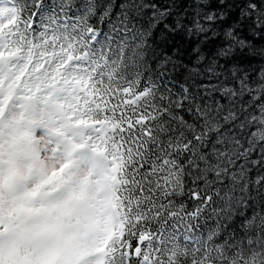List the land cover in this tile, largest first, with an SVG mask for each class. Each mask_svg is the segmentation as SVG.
I'll return each mask as SVG.
<instances>
[{
	"label": "trees",
	"instance_id": "16d2710c",
	"mask_svg": "<svg viewBox=\"0 0 264 264\" xmlns=\"http://www.w3.org/2000/svg\"><path fill=\"white\" fill-rule=\"evenodd\" d=\"M15 2L16 8L24 7V0ZM2 7L11 10L9 16L12 23L6 22L10 26L5 29L11 32L20 55L30 45L36 46L35 58L22 76V84L29 90L30 97L34 95L33 100L40 103L37 100L39 94L50 87L53 81L69 82L70 85L74 82L64 71L66 68L63 65L68 62H71L68 69L74 68L83 74L78 83L89 86L94 94L88 100L81 98L80 104L84 103V111L76 114L69 110L68 98L59 97L57 103L63 105V113L72 122H83L91 114V123L97 124V131L105 129L93 147L114 166L111 176L112 202L117 227L107 241L104 264H110L114 255L115 264H121L120 249L127 250L129 242L133 240L141 242L138 256L143 258L145 255L147 263L144 264H210L204 249L212 236L205 223L215 224L216 214L226 205L222 198L212 192L213 187L221 193H234L231 197L234 202L246 201V207L235 218L225 217L233 225L230 230L220 225L214 229L216 242L231 240L233 232L239 238L244 235L240 231L244 219L255 214L264 216V139L256 136L258 132L264 136V128L260 123L253 122L260 121L264 110V0H43L39 9L28 7L23 15L15 11L13 3L11 7ZM33 12L36 13L38 27L29 29L28 13ZM131 15L136 17L134 27L128 22ZM209 17L214 18L211 23L207 22ZM57 20L67 21L60 26L70 29L51 26L46 34L41 35L39 26L56 23ZM201 24L214 36L231 31L242 41L230 57L233 63L229 65V75L221 76L220 79L226 80L229 76L235 79L239 74L249 85V91L238 92L232 100H222L227 106L226 110L234 111L238 116L232 134L249 153L245 158V174L235 186L230 182H226L227 186L216 184L207 172L204 173L206 179L196 182L197 174L185 162L189 154L174 153L176 166L184 165L181 170V190L176 188L175 194L167 199L161 193L163 206L157 203L148 210L139 198L129 199L127 165L131 158L123 156L122 149L117 151L115 146L101 143L105 134L110 135L119 126L117 121L111 119L108 95L118 84L131 82L140 87L154 84L160 93L170 96L173 101L172 114L175 119L167 121L173 128L170 135L175 139L183 133L190 139L188 128H201L203 125L196 113L190 112L193 105L214 107L221 95L214 91L219 84L207 83L215 77L204 74L199 67L202 60H192L193 53L189 51V41L200 39L199 36L193 37L192 33ZM88 29L93 30L94 42L87 43L84 39ZM59 42L64 44L67 54L61 61L60 69H50L51 61H55L53 49ZM211 47L209 44L208 49ZM202 56H209V51L205 50ZM211 56H215V53H211ZM190 60L192 62L188 63ZM165 68L166 71L163 70ZM58 70L61 71L54 75ZM54 76L59 78L56 80ZM199 81L206 83L200 84ZM180 99H184V107L182 112H177L175 103ZM11 112L12 109L8 110V117ZM180 117H183V122H180ZM86 135L82 143L90 146L93 135ZM215 137L216 133H211L207 141L209 149L213 147ZM168 142V135L163 136L161 155L167 151ZM234 150L235 146L229 148L230 152ZM194 151L199 155L201 148L197 146ZM176 183L178 179L174 174L169 189H173ZM245 183L247 190L242 192L240 189ZM193 192H198L200 198L193 199ZM205 193L211 197V203L202 200ZM202 203L207 204V207H201ZM197 207H201L202 211L200 230L188 239L185 235L175 238L173 233L177 225L182 233L189 221L194 228L196 221L185 213ZM156 248L160 251L156 252ZM217 252L219 249L213 254ZM123 255L126 261L129 252L125 251ZM228 264H264V256L260 250L250 252L245 247L243 254L238 253Z\"/></svg>",
	"mask_w": 264,
	"mask_h": 264
},
{
	"label": "snow or ice",
	"instance_id": "6c2138e0",
	"mask_svg": "<svg viewBox=\"0 0 264 264\" xmlns=\"http://www.w3.org/2000/svg\"><path fill=\"white\" fill-rule=\"evenodd\" d=\"M6 0H0V4L5 3ZM13 3V8L16 12L21 13L32 7L39 9L43 0H24L23 8H16L15 0H8ZM255 7L254 5L252 6ZM15 14V13H14ZM6 16L0 19V23L10 19ZM212 17L208 18V23H211ZM136 17L131 15L129 23L134 27ZM67 21H59L56 23H46L39 26L41 35L46 34L51 26L60 27L63 29H70L69 27L60 26ZM27 27L29 29L37 28L36 13H28ZM79 34L78 32H74ZM93 30L88 29L84 34V39L87 43L94 42L92 40ZM193 37L199 36L200 39H191L189 41V51L193 53L192 60L200 59L202 63L199 65L204 74L215 77L214 80L207 81L209 84H219L214 91L221 95L217 98L214 107L206 106L201 108L198 105H193L190 110L194 111L196 115L203 121L201 128L191 126L188 131L191 132L190 139H187L183 133L172 138L170 135L173 128L168 124V120H174L172 114L173 101L170 96L160 93L154 84L147 87H140L131 82L126 84H118L108 95L107 103L111 105V119L118 122V127L111 132L110 135L105 134L101 143H108L115 146L118 151L123 150L122 155L131 158V162L127 165V179L129 180L128 191L129 199L139 198L147 206L148 210L157 203L161 206L168 196L175 194V189L181 190L183 183L182 168L176 166L174 153L181 152L189 154L186 163L190 164L193 173H196V182H200L206 177L204 173H210L214 178L216 184L227 186L226 182H230L235 186L237 182L243 180L245 174V158L249 156L248 150L240 143V141L233 136L235 131V122L238 119L237 113L231 110H226L227 106L222 102L223 99L232 100L238 92L249 91V85L238 74L235 79L229 76V79L221 80V76L229 75V65L233 63L230 59L232 54L240 46V41L234 32H226L220 36H214L204 24L194 29ZM211 37V39H210ZM203 41V43H202ZM211 44V49L208 45ZM208 50L209 56H202V53ZM215 56H211V53ZM211 57V58H209ZM192 61H188L191 63ZM243 62V61H241ZM71 63V62H70ZM67 67L68 65H63ZM166 71L167 69H163ZM205 70H207L205 72ZM93 79H95L93 77ZM237 81L239 83L237 84ZM200 84L206 81H199ZM177 112H182L184 107V99H180L175 103ZM87 115V113H85ZM106 117L108 112H105ZM180 122H183V117H180ZM264 114H261L260 121L253 120L254 123H260L264 128ZM95 131V129H93ZM105 129L101 128L100 132L93 136L95 140L100 133H104ZM215 132L216 137L213 142V147L209 149L207 141L211 133ZM168 135V149L162 152V137ZM199 146L201 151L199 155L194 149ZM235 146L234 151H229V148ZM119 154V153H118ZM68 165H62L61 170ZM203 166V167H202ZM177 176L178 183L173 189H169V182L173 175ZM242 192L247 190V184H243L240 189ZM212 192L222 198L225 202V208L221 209L220 213L216 214V223H205L209 235L212 239L208 241V245L204 251L207 253V259L210 264H228L229 260L234 259L235 256L243 254V249L247 247L250 252L260 250V254L264 256V216L255 214L248 217L240 224V231L244 234L239 238L235 233H232V239H221L219 242L215 240V231L217 225L224 227L225 230H230L233 225L228 222L225 217L232 216L235 218L236 214L246 207V201H233L231 197L235 194L230 192L217 191L213 187ZM193 199H199L198 192L192 193ZM72 199V194L69 193L67 199L57 201L49 204H41L40 208L36 209L35 222L25 228H22L20 223H14L9 215H5L3 210H0V247L4 246L5 239H8L9 247L23 249V256L16 258V264H26L24 257L29 259L35 258L39 253L35 246V240L42 233L47 232L51 237L52 243H58L59 237L56 235L53 224L60 219V212L64 204ZM203 201L211 203V197L205 193L202 198ZM171 203V201H168ZM206 208L207 204L202 206ZM201 207L194 208L191 212H186L185 215L195 220V226L189 221L185 231H180L179 225L173 233L175 238L180 235L194 236L200 230L202 211ZM227 209V211H225ZM167 224V221H165ZM163 231V230H162ZM7 234V237L5 236ZM204 235L202 234L201 241ZM159 242V241H158ZM237 244L239 248H237ZM141 247V242L133 240L129 242V248L125 250L120 249L121 264H144L143 259L135 255L134 249ZM216 249H219L215 255ZM128 251L129 256L125 261L124 252ZM156 252L160 249L156 248ZM115 255L112 257L110 264H115ZM0 264H6L3 258H0ZM85 264H90L86 261Z\"/></svg>",
	"mask_w": 264,
	"mask_h": 264
},
{
	"label": "rangeland",
	"instance_id": "374dc122",
	"mask_svg": "<svg viewBox=\"0 0 264 264\" xmlns=\"http://www.w3.org/2000/svg\"><path fill=\"white\" fill-rule=\"evenodd\" d=\"M7 1L0 4V19L11 14L2 7L9 5ZM6 22L11 24L12 18L0 23V210L25 228L35 222V210L41 204L65 200L71 193L72 199L53 224L59 242L52 243L49 234L42 233L34 242L39 254L33 259L24 257L26 264H104L107 241L117 227L112 207L114 166L93 147L100 136L90 146L82 143L86 134L96 136L99 132L97 124L91 123L93 116L72 122L57 103L59 97L68 98L69 110L76 114L84 111L81 98L88 100L94 94L89 86L78 83L83 74L68 69V62L64 71L74 82L70 85L54 76L57 81L39 94L40 103L33 100L22 76L35 58L36 46L30 45L20 55ZM66 51L59 42L50 69L62 67ZM256 136L264 139L259 132ZM62 165L68 166L61 170ZM23 251L9 247L6 238L0 258L6 264H16ZM141 259L147 263L145 255Z\"/></svg>",
	"mask_w": 264,
	"mask_h": 264
},
{
	"label": "water",
	"instance_id": "95a60500",
	"mask_svg": "<svg viewBox=\"0 0 264 264\" xmlns=\"http://www.w3.org/2000/svg\"><path fill=\"white\" fill-rule=\"evenodd\" d=\"M134 253H135L134 258H136V256L139 255V248H136V249L134 250Z\"/></svg>",
	"mask_w": 264,
	"mask_h": 264
}]
</instances>
